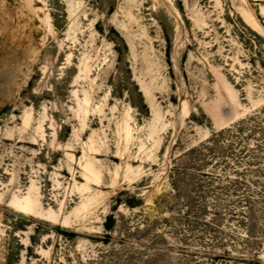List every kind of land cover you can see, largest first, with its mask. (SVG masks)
Segmentation results:
<instances>
[{
	"label": "rangeland",
	"instance_id": "obj_1",
	"mask_svg": "<svg viewBox=\"0 0 264 264\" xmlns=\"http://www.w3.org/2000/svg\"><path fill=\"white\" fill-rule=\"evenodd\" d=\"M256 113L264 0H0V264H264Z\"/></svg>",
	"mask_w": 264,
	"mask_h": 264
},
{
	"label": "trees",
	"instance_id": "obj_2",
	"mask_svg": "<svg viewBox=\"0 0 264 264\" xmlns=\"http://www.w3.org/2000/svg\"><path fill=\"white\" fill-rule=\"evenodd\" d=\"M264 121L263 114L256 113L253 116H250L248 120H242L237 125L229 128H225L221 130L220 132L215 134V137L208 142L202 143L198 147H192L190 148L186 155L185 160L183 163H185L184 167L182 168H194L201 170V167L204 166L208 161L207 160V153L215 151L214 144H218L219 137L226 135V133H230V135H233L235 133H239L240 131H243L246 128H249V130L256 132L257 130L263 131L264 125L262 122ZM250 123V127H248V124ZM260 149H264V141L262 144H258ZM254 148V147H252ZM251 147H246L244 151H248L249 154V161L247 162L250 165H254L258 163V160L260 159V156L256 153L255 149H252ZM180 171H176V179L177 182H179ZM179 184V183H178ZM179 186V185H178ZM179 189V188H178Z\"/></svg>",
	"mask_w": 264,
	"mask_h": 264
}]
</instances>
